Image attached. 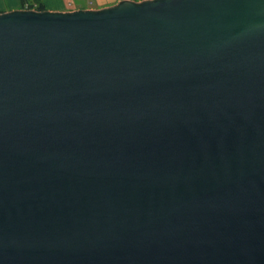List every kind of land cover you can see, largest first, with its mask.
Listing matches in <instances>:
<instances>
[{"label": "water", "instance_id": "1", "mask_svg": "<svg viewBox=\"0 0 264 264\" xmlns=\"http://www.w3.org/2000/svg\"><path fill=\"white\" fill-rule=\"evenodd\" d=\"M0 264H264V0L0 13Z\"/></svg>", "mask_w": 264, "mask_h": 264}, {"label": "crops", "instance_id": "2", "mask_svg": "<svg viewBox=\"0 0 264 264\" xmlns=\"http://www.w3.org/2000/svg\"><path fill=\"white\" fill-rule=\"evenodd\" d=\"M26 3L28 4H33L34 9L36 7L37 2L35 0H25ZM121 0H59V3L56 5H53L52 7L54 9H59V10H50L49 8L45 7L44 4V9L46 11L50 12H73L77 10H98V9H103L107 8L110 6H113L117 4ZM134 2H141L144 0H130ZM21 6V0H0V13H5L9 11H15V10H22ZM37 11V10H35Z\"/></svg>", "mask_w": 264, "mask_h": 264}, {"label": "trees", "instance_id": "3", "mask_svg": "<svg viewBox=\"0 0 264 264\" xmlns=\"http://www.w3.org/2000/svg\"><path fill=\"white\" fill-rule=\"evenodd\" d=\"M21 6H22L23 9H26V10L34 9V5L26 3L25 0H21ZM35 10L44 11L45 9H44V6L41 3H37L36 7H35Z\"/></svg>", "mask_w": 264, "mask_h": 264}, {"label": "snow or ice", "instance_id": "4", "mask_svg": "<svg viewBox=\"0 0 264 264\" xmlns=\"http://www.w3.org/2000/svg\"><path fill=\"white\" fill-rule=\"evenodd\" d=\"M37 3H42L45 5V7L49 8L50 10H59L54 9L52 6L59 3V0H35Z\"/></svg>", "mask_w": 264, "mask_h": 264}]
</instances>
